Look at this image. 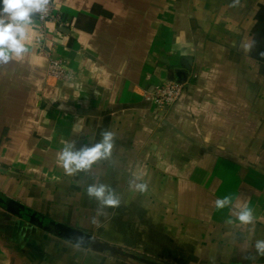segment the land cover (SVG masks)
<instances>
[{
	"label": "crops",
	"instance_id": "crops-1",
	"mask_svg": "<svg viewBox=\"0 0 264 264\" xmlns=\"http://www.w3.org/2000/svg\"><path fill=\"white\" fill-rule=\"evenodd\" d=\"M60 2L63 25L37 15L29 54L0 66V199L92 242L75 245L0 200V264L264 263L245 258L252 226L235 215L253 208V239H264V0ZM51 58L68 80L48 74ZM179 71L176 103L145 99ZM105 129L117 137L111 158L66 175L64 144L91 146ZM136 175L146 192L130 189ZM93 182L110 185L120 206L90 199ZM224 196L234 207L217 211Z\"/></svg>",
	"mask_w": 264,
	"mask_h": 264
},
{
	"label": "clouds",
	"instance_id": "clouds-1",
	"mask_svg": "<svg viewBox=\"0 0 264 264\" xmlns=\"http://www.w3.org/2000/svg\"><path fill=\"white\" fill-rule=\"evenodd\" d=\"M51 3L52 0H0V66L23 60L29 54L26 43L29 29L34 25V18L37 15L43 17L47 14ZM55 7L57 10L62 7L60 0H56ZM253 44L254 42L250 43L246 38L241 48L244 52H249ZM116 138L114 131L105 129L101 132L99 142L91 146L77 150L74 142H66L57 153V162L68 176L90 172L99 161L111 158ZM129 186L139 193H144L148 189L147 182L140 175L134 176ZM86 192L101 208L120 206L118 193L108 184L93 182L87 186ZM214 206L217 211L233 208V199L231 196L217 198ZM100 214L98 211L97 216ZM235 215L241 227L246 229L252 226V233L242 245L244 252L248 253L245 258L255 261L257 257H264V239H253L256 223L253 208L245 204L236 210ZM92 223H98L96 217L92 218ZM227 223L232 224V220L229 219Z\"/></svg>",
	"mask_w": 264,
	"mask_h": 264
},
{
	"label": "built area",
	"instance_id": "built-area-1",
	"mask_svg": "<svg viewBox=\"0 0 264 264\" xmlns=\"http://www.w3.org/2000/svg\"><path fill=\"white\" fill-rule=\"evenodd\" d=\"M56 0H52L49 5L47 14L38 19L41 22L53 21L59 25H63L62 16L55 7ZM48 74L58 80H68L70 74L65 64L57 58H51L48 65ZM184 90V84L177 80H168L160 85L154 86L152 89L145 91L144 97L146 100L154 103L158 107L171 106L176 103L181 97Z\"/></svg>",
	"mask_w": 264,
	"mask_h": 264
},
{
	"label": "water",
	"instance_id": "water-1",
	"mask_svg": "<svg viewBox=\"0 0 264 264\" xmlns=\"http://www.w3.org/2000/svg\"><path fill=\"white\" fill-rule=\"evenodd\" d=\"M175 76L177 77L178 82L184 83L187 78V73L184 71H179L176 72ZM0 200L5 204L7 210L11 213H14L22 218L25 217L29 219L31 223L37 224L40 228L52 232L60 238L70 241L75 245L86 248L89 247L92 242V235L85 231L76 229L61 222H56L54 220L46 221L43 215L33 212L29 208L13 200L9 202H6L2 199Z\"/></svg>",
	"mask_w": 264,
	"mask_h": 264
},
{
	"label": "rangeland",
	"instance_id": "rangeland-1",
	"mask_svg": "<svg viewBox=\"0 0 264 264\" xmlns=\"http://www.w3.org/2000/svg\"><path fill=\"white\" fill-rule=\"evenodd\" d=\"M261 264H264V263H261Z\"/></svg>",
	"mask_w": 264,
	"mask_h": 264
},
{
	"label": "trees",
	"instance_id": "trees-1",
	"mask_svg": "<svg viewBox=\"0 0 264 264\" xmlns=\"http://www.w3.org/2000/svg\"><path fill=\"white\" fill-rule=\"evenodd\" d=\"M259 42H260V40H259Z\"/></svg>",
	"mask_w": 264,
	"mask_h": 264
}]
</instances>
